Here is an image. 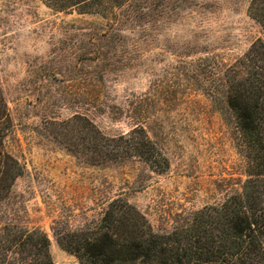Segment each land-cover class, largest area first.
Wrapping results in <instances>:
<instances>
[{
  "label": "rangeland",
  "instance_id": "1",
  "mask_svg": "<svg viewBox=\"0 0 264 264\" xmlns=\"http://www.w3.org/2000/svg\"><path fill=\"white\" fill-rule=\"evenodd\" d=\"M250 3L133 0L103 18L0 0L2 149L22 169L0 197V240L38 229L54 264H79L58 239L95 229L113 200L168 234L239 193L247 161L224 75L264 41ZM84 118L106 137L142 128L168 167L81 157Z\"/></svg>",
  "mask_w": 264,
  "mask_h": 264
},
{
  "label": "trees",
  "instance_id": "2",
  "mask_svg": "<svg viewBox=\"0 0 264 264\" xmlns=\"http://www.w3.org/2000/svg\"><path fill=\"white\" fill-rule=\"evenodd\" d=\"M56 12L106 18L133 0H41ZM250 15L264 31V0H251ZM118 23V21H117ZM227 105L233 112L246 158V180L239 193L218 206L196 212L190 222L168 234H157L135 208L122 199L109 203L100 223L90 232H70L60 247L79 264H264V41L224 75ZM86 138L73 144L81 157L92 160L139 158L164 171L167 159L142 128L106 137L87 122ZM11 120L0 91V197L22 169L2 149ZM68 136V134H67ZM0 240V264H54L49 239L40 230H9Z\"/></svg>",
  "mask_w": 264,
  "mask_h": 264
}]
</instances>
